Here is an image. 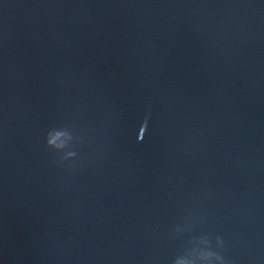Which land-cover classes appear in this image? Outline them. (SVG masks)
I'll use <instances>...</instances> for the list:
<instances>
[{"label": "water", "instance_id": "95a60500", "mask_svg": "<svg viewBox=\"0 0 264 264\" xmlns=\"http://www.w3.org/2000/svg\"><path fill=\"white\" fill-rule=\"evenodd\" d=\"M248 0H0V211L155 97Z\"/></svg>", "mask_w": 264, "mask_h": 264}, {"label": "clouds", "instance_id": "9594fccd", "mask_svg": "<svg viewBox=\"0 0 264 264\" xmlns=\"http://www.w3.org/2000/svg\"><path fill=\"white\" fill-rule=\"evenodd\" d=\"M146 124H147V120H145V126H146Z\"/></svg>", "mask_w": 264, "mask_h": 264}]
</instances>
